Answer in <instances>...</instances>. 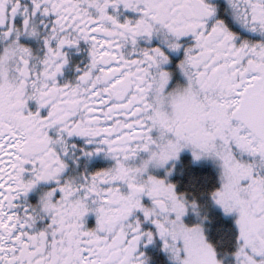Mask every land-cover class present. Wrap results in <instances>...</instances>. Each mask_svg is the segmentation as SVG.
I'll return each instance as SVG.
<instances>
[{
    "label": "snow or ice",
    "instance_id": "6c2138e0",
    "mask_svg": "<svg viewBox=\"0 0 264 264\" xmlns=\"http://www.w3.org/2000/svg\"><path fill=\"white\" fill-rule=\"evenodd\" d=\"M0 264H264V0H0Z\"/></svg>",
    "mask_w": 264,
    "mask_h": 264
},
{
    "label": "flooded vegetation",
    "instance_id": "af4514ba",
    "mask_svg": "<svg viewBox=\"0 0 264 264\" xmlns=\"http://www.w3.org/2000/svg\"><path fill=\"white\" fill-rule=\"evenodd\" d=\"M70 56L72 57L73 62H75V60L79 59V55L77 53H75V52L70 53ZM65 74L66 75H70L71 74V67L70 66H67L65 68Z\"/></svg>",
    "mask_w": 264,
    "mask_h": 264
}]
</instances>
